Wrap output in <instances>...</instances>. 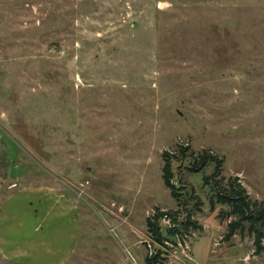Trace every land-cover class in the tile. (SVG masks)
Listing matches in <instances>:
<instances>
[{
  "label": "rangeland",
  "instance_id": "1",
  "mask_svg": "<svg viewBox=\"0 0 264 264\" xmlns=\"http://www.w3.org/2000/svg\"><path fill=\"white\" fill-rule=\"evenodd\" d=\"M180 147L220 176L179 206ZM230 180L264 202V0H0V264H264Z\"/></svg>",
  "mask_w": 264,
  "mask_h": 264
},
{
  "label": "trees",
  "instance_id": "2",
  "mask_svg": "<svg viewBox=\"0 0 264 264\" xmlns=\"http://www.w3.org/2000/svg\"><path fill=\"white\" fill-rule=\"evenodd\" d=\"M188 154V148L180 147L177 155L166 153L163 155L165 162V166L163 168V181L165 186L170 190L172 197L179 206L182 204L183 191L177 190V188L174 187L172 184L176 176L172 170V162H184L185 160L190 161L188 167L189 169H187V171L189 173H198L202 170V168L207 162L211 161L215 164V171L212 175V178H218L220 176V161L216 157L211 156L208 152H202L198 155H194L191 153L190 155ZM206 181H208V179ZM235 181H229V192L223 190L219 183H215L214 187V189H216L215 192L218 196V202L227 204L231 209L229 218H238V221L236 223H232L228 226L229 233L226 235L225 239L228 240L229 238H232L234 236L236 228H240L242 222L248 223L250 227L249 230L253 234H255V254L260 255L262 252V249L260 247V242L263 237L262 228H264V202L253 203L252 201H250L246 191L240 185H236ZM219 182H223V179H221V181ZM186 201L187 200H185V202ZM165 216H167L169 219H174L175 214H156V216L153 217L154 223L150 219L147 220L148 232L153 238H157L160 235L159 228L155 223L158 219ZM181 226L183 231L187 232L190 227L194 228L196 224L191 222V215H188L186 217V223H184V225L181 224L180 227ZM157 261L158 257L155 256L150 259H147L146 264H158Z\"/></svg>",
  "mask_w": 264,
  "mask_h": 264
},
{
  "label": "built area",
  "instance_id": "3",
  "mask_svg": "<svg viewBox=\"0 0 264 264\" xmlns=\"http://www.w3.org/2000/svg\"><path fill=\"white\" fill-rule=\"evenodd\" d=\"M186 164L189 165L190 164V161H186ZM176 177H177V175L175 176V180H176ZM175 180L172 183L174 187H176V181ZM162 221L164 223H167L169 225L170 222L172 221V219H169L167 216H165V217H162V218L158 219L155 224L158 226L159 223L162 222ZM158 228H159V226H158ZM159 229H161V228H159ZM150 257L152 258L153 257V254H151Z\"/></svg>",
  "mask_w": 264,
  "mask_h": 264
}]
</instances>
